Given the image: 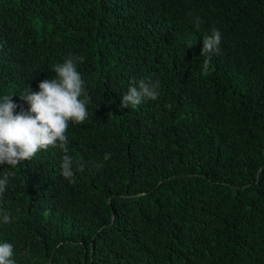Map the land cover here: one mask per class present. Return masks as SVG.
Returning <instances> with one entry per match:
<instances>
[{
    "label": "trees",
    "instance_id": "trees-1",
    "mask_svg": "<svg viewBox=\"0 0 264 264\" xmlns=\"http://www.w3.org/2000/svg\"><path fill=\"white\" fill-rule=\"evenodd\" d=\"M70 57L90 98L66 133L84 170L64 179L58 147L0 165L14 264H264V0H0L14 114ZM142 79L158 99L122 108Z\"/></svg>",
    "mask_w": 264,
    "mask_h": 264
},
{
    "label": "clouds",
    "instance_id": "clouds-1",
    "mask_svg": "<svg viewBox=\"0 0 264 264\" xmlns=\"http://www.w3.org/2000/svg\"><path fill=\"white\" fill-rule=\"evenodd\" d=\"M200 27L197 20L194 25ZM221 32L213 28L211 35L204 37L202 55L207 56L203 62V71L209 69L211 55L219 50ZM188 48L193 44L188 42ZM77 61L83 62L82 57L68 58L62 64L53 68L55 77L39 83L38 92H27L21 95L30 105L27 112L14 114L17 105L12 102V96H4L0 101V165L16 167L23 161H31L41 150L58 147L63 153L61 176L70 183H75V171L83 172L81 164L73 168V159L68 155V125L70 122L83 124L88 118L87 103L90 98L84 91V81L77 71ZM158 80H140L133 82L127 93L122 96L121 107L135 108L145 99L156 101L160 95ZM85 97L81 99V97ZM171 108V105L168 106ZM105 160L110 154L105 153ZM8 178L0 179V195L6 191ZM5 224L11 221L7 212L0 213ZM13 245L8 242L0 243V264H14L12 260Z\"/></svg>",
    "mask_w": 264,
    "mask_h": 264
}]
</instances>
